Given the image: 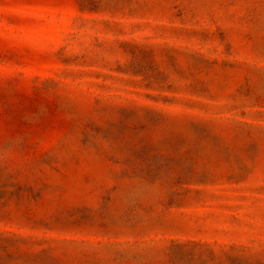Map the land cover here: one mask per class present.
I'll list each match as a JSON object with an SVG mask.
<instances>
[{"label":"rangeland","instance_id":"374dc122","mask_svg":"<svg viewBox=\"0 0 264 264\" xmlns=\"http://www.w3.org/2000/svg\"><path fill=\"white\" fill-rule=\"evenodd\" d=\"M0 264H264V0H0Z\"/></svg>","mask_w":264,"mask_h":264}]
</instances>
